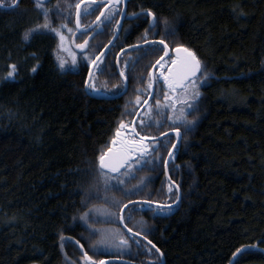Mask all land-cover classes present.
<instances>
[{"label": "trees", "instance_id": "1", "mask_svg": "<svg viewBox=\"0 0 264 264\" xmlns=\"http://www.w3.org/2000/svg\"><path fill=\"white\" fill-rule=\"evenodd\" d=\"M76 3L50 0L37 8L35 0H22L16 9H0V264H85L84 253L96 264L105 259L162 264L155 249L154 256L146 254L150 247L143 241L142 248L118 246L126 232L118 216L123 204L132 203L124 191L141 180L147 187L133 202L176 203L174 185L182 194L177 207L161 214L135 205L124 215L132 217L128 227L149 234L146 239L160 249L165 264H233L238 249L245 250L239 264H264V0H129L128 14L138 17L125 23L93 73L89 91L99 97L86 91L92 64L85 54L74 69L58 52L55 33L40 28L23 38L44 23L48 10L51 27L62 31L66 24L72 29L68 37L87 40L86 55L98 56L117 32L119 11L96 35L76 39ZM100 11L83 14L82 26L91 25ZM149 11L155 29L144 14ZM145 35L149 41L163 39L172 51H194L207 79L201 77L199 98L185 123L172 125L161 81L136 124L155 138L179 128L182 140L169 163L174 185L164 161L176 140L167 137L150 157L155 163L118 186L124 191L106 189L96 175L98 157L113 146L119 124L133 125L150 97L152 70L163 55L152 49L162 46L124 53L120 68L128 92L119 99L102 97L124 91L117 57L145 44ZM163 63L170 66L169 59ZM11 65L16 71L9 77ZM141 119L151 127L141 129ZM85 212L90 225L80 219Z\"/></svg>", "mask_w": 264, "mask_h": 264}, {"label": "snow or ice", "instance_id": "2", "mask_svg": "<svg viewBox=\"0 0 264 264\" xmlns=\"http://www.w3.org/2000/svg\"><path fill=\"white\" fill-rule=\"evenodd\" d=\"M21 0H11V3H6V0H0V9L3 8H15L18 7ZM94 2V0H93ZM120 0H115V4H119ZM35 7L42 8L43 7V0H35ZM80 3L75 4L76 8V28L80 29ZM101 7H106L103 3V0L101 4H99L97 7H86L84 9V15H94L96 11H98ZM117 12L116 8L110 7L107 11V15H105L104 12H100V16L97 17V28H100L101 26H107L111 23V20L114 16V14ZM147 16L152 17L153 23L150 26V29L155 28L157 26V20L156 17L153 15L152 12H147ZM44 16V23L37 25L35 28L26 31L24 33V39L27 41L30 36L39 31L40 28H43L45 30L51 31L55 33L56 36L60 39V44L58 45V52L60 51H67V49L64 47V41L65 36L63 35L61 30H58L55 27H51L49 23V12L48 10H44L43 12ZM100 17H104L103 20L100 19ZM67 28L66 24H61L60 29ZM68 31L71 32L72 29L68 28ZM88 29L84 28V30L81 32V35H86ZM95 31V29H94ZM99 34V33H97ZM172 33H169L171 35ZM145 43H151V44H159L162 45L161 48H153L152 51L156 53L162 52L163 55L159 57V59L156 61V65L159 66L160 72L159 76H151L150 77V83L148 85L149 88L153 87V83H159L160 80L163 81V86L166 87V91L161 89L163 91V99H164V107L166 109H169L173 114L174 117H169V119L172 120V125H177L179 123H185V115L188 110H193L195 108V101L199 98L200 92H199V86L201 84V77L204 79H207L206 76H204L202 72L201 67V61L197 57L196 53L194 51H191L188 48L184 47H177L175 49L176 57L175 59H172L169 57L170 66L166 63H162L164 61L165 57H168L169 51H168V45L165 43L163 39L159 41H149L147 35L144 37ZM88 44V41L85 40L82 44H79L78 47L81 49V51H84L86 46ZM139 48V45L135 46ZM56 59L58 61V66L60 69H64L65 67V60L60 57L59 54H57ZM84 59L88 60L90 64H92L94 67L99 68V65L96 64L97 60H100L99 56H96L94 58H89L87 55L84 57ZM73 63L75 64V57H73ZM100 63H103V61H100ZM125 68H128V62H125ZM11 71L8 72V76L12 77L13 74L16 71V66L11 65ZM33 72L36 71V68L34 67L32 69ZM91 75V73H90ZM121 77L125 78V81L128 79V77L125 75V71H121L119 73ZM125 93H126V85H125ZM140 95L138 94L136 97V104H140ZM145 104H147V100L144 101ZM157 104V110L160 107V101L159 99L156 100ZM179 106V107H178ZM151 109H149L150 111ZM135 113H128V115H134ZM157 114L158 111H157ZM140 127L143 129L144 127H151V124L145 125L144 121L141 119L140 121ZM176 135L177 137H180V131L179 128H176ZM116 139L113 140V145H119V147H111L108 149L106 153L100 154L98 157L97 162V171L96 175L97 177L102 180L103 184L105 185V188L107 189L109 186L116 187L118 190L124 191L123 187L118 186H124L128 181L135 178V172L143 171L145 167L148 164H154L155 160L150 159V157H155L156 153L160 150L156 145L161 144L162 142L156 140L155 137H149L147 134H145L142 130H137L135 126L132 124H125L120 123L119 127L115 133ZM151 141V143H150ZM173 149H176V145H171ZM178 151V149H176ZM168 156L172 158V152H168ZM165 165L167 164V161H164ZM112 181H115V184H111ZM147 187V182L141 180L140 184L136 186L134 190L131 191H124V194L128 197L130 202L132 201V196L139 195L143 192L144 188ZM178 190V189H177ZM171 192V188L169 189ZM176 200L179 201V196L176 197ZM136 204H139L141 207L144 205L149 206V211L156 212L157 214H161V210L164 207L171 208V205H160L157 204L155 208L151 207L149 200L144 201H136L134 202ZM117 207H120L117 205ZM128 208V204H123L121 211L123 209ZM108 214V213H105ZM90 213L85 212L80 219L84 221L85 224L90 225V221L88 219ZM110 215V214H109ZM131 215H128L127 218L123 215L118 216V222L120 224H123L126 232L123 237H120L118 240V246H123L125 248L130 247V245H135L137 248H142L144 245L142 244V241L146 239L148 233L143 232L142 230H133L132 227H128V224L131 222ZM130 233V235H128ZM126 237V238H125ZM139 237V239H137ZM147 244L151 247L146 249V254L149 256H154V253H152V249H155V253H159L160 256H163V253L160 252V249L152 243L151 240L147 241ZM83 247V246H81ZM245 252L244 249H238L237 253H234L233 258V264H239L238 254H243ZM155 259H159V257H155ZM83 260L85 264H96V261H94L90 256H88L87 253L83 254ZM99 264H105L104 261H100Z\"/></svg>", "mask_w": 264, "mask_h": 264}, {"label": "water", "instance_id": "3", "mask_svg": "<svg viewBox=\"0 0 264 264\" xmlns=\"http://www.w3.org/2000/svg\"><path fill=\"white\" fill-rule=\"evenodd\" d=\"M90 2H92V3H97V4H101V2L98 3V2H96L95 0H94V2H93V0H84V2L81 4L80 12H81L82 7L84 6V4H86V3H90ZM103 3H104V5L106 4L105 9L103 10V12L106 14V12L108 11V9H109L110 7H112V6L115 4V0H107V1H103ZM127 4H128V3H127V0H124V10H123V13H122V15H121V19H120L119 27H118V29H117V33L115 34V36H114L113 40L110 42V44L106 47V49L104 50V52L99 56V57H100V60H101V58L104 56V54L109 50V48H111V47L115 44V42L117 41V39L119 38V36H120V34H121V32H122V29H123V26H124V21H125V19H126V9H127ZM15 8H16V7H15ZM15 8H3V9H4V10H11V9H15ZM149 17H151V16H149ZM100 19L102 20L103 17H100ZM134 19H135V17H128V18H127V20H129V21L134 20ZM151 19H152V17H151ZM152 23H153V21H152ZM97 24H98V21L96 20L95 23H94L90 28H88L87 33L93 31L94 29H96V28H97ZM78 30H79L80 32L83 31L81 28L78 29ZM150 44H151V43H145V44H143V45H139V48H143V47H145V46H147V45H150ZM157 45H159V44H157ZM161 46H162V45H161ZM133 49H138V48L134 46V47H132V48H129V49L123 50V51L118 55V58H117V66H118V72H119V73L121 72V70H120V66H119V65H120V59H121L122 55H123L127 50H133ZM168 51H169V55H168V57H165L164 61L167 60L171 55L174 57V59H175V57H176V52H175V50L172 51V50L168 47ZM100 60H97V61H96V64H98ZM164 61H162V62H164ZM158 67H159L158 65H155V67L153 68V71H152V76H156V70H157ZM95 68H96V67H94V66L92 65L91 70H90L91 75H90V73H89L88 81H87V84H86V91H87V93H88L89 95H91V96H96V95L92 94V93L89 91L90 81H91V78H92V75H93V72H94ZM121 78H122V80L124 81V91H123L122 93H120L119 95L115 96V97H102V98H108V99H119V98H122L124 95H126V93L128 92V89H129V85H128V82L125 81V78H124V77H121ZM155 84H156V83H153V87H152L151 95H150V97H149L148 100H147V104H144V106L141 108V110L138 112L137 116H136L135 119H134L133 126H135V127H136V124H137V122H138L140 116L142 115L143 111L145 110V108H146L147 105L151 102V100H152V98H153V95H154V92H155ZM125 85H126V93H125ZM96 97H99V96H96ZM100 97H101V96H100ZM167 137H175V140H176V141H175L174 145H176V149H177V147L179 146V144H180V142H181V140H182V133L180 132V137H177V135H176V131H170V132H168V133L162 135L161 137L156 138V140L160 141V140L165 139V138H167ZM150 142H151V141H150ZM112 147H117V148H118L119 145H118V144H117V145H113ZM176 149H173V148L171 149L170 152H172V157H173V154L175 153ZM171 159H172V158H170V157L168 156V158H167V164L165 165V171H166V175H167L168 180L170 181L171 185H174V184L172 183V180L170 179V176H169V163H170ZM174 187H175L176 189H178L177 191H178L179 201H176L175 204L171 205V208H175V207H177V206L180 204L181 199H182V194H181L179 188H178L176 185H174ZM150 204H151V206H154V207H156V205H157V204H154V203H150ZM135 205H139V204H136V203H134V202L129 203V204H128V208L123 209V211H121V215L124 216V215H125V212H126L130 207L135 206ZM164 208H168V207H164ZM122 226L124 227L123 224H122ZM124 228H125V227H124ZM161 259H162V264H165V260H164V257H163V256L161 257ZM103 261L105 262V264H133V263H131V262L124 261V260H119V259H105V260H103Z\"/></svg>", "mask_w": 264, "mask_h": 264}, {"label": "flooded vegetation", "instance_id": "4", "mask_svg": "<svg viewBox=\"0 0 264 264\" xmlns=\"http://www.w3.org/2000/svg\"><path fill=\"white\" fill-rule=\"evenodd\" d=\"M22 1V0H21ZM79 1V3H80V5L84 2V0H78ZM96 2H98V3H100V2H102V0H95ZM103 1H107V0H103ZM46 2H50V0H43V4H45ZM129 2V0H127V3ZM21 3V2H20ZM19 3V4H20ZM99 4H97V3H92V2H90V3H86V4H84V6L82 7V10H81V17H80V24H81V29L82 30H84V28H90L94 23H95V21L97 20V18L92 22V24L91 25H89V26H82V17H83V13H84V9L86 8V7H88V6H90V7H92V8H95V7H97ZM19 6V5H18ZM105 6H106V4H105ZM115 8H116V10H118L119 11V21H118V27H119V23H120V19H121V15H122V13H123V10H124V0H120V3L119 4H114L113 5ZM112 6V7H113ZM17 8V7H16ZM15 8V9H16ZM105 9V7H101V11L100 12H103V10ZM4 10V9H3ZM77 11V10H76ZM128 4H127V9H126V19H125V21H124V25H125V23L127 22V21H129V20H127V18L128 17H135V19L134 20H136L137 19V15H134V16H131V15H129L128 14ZM145 15H146V13H144ZM105 15H107V12H106V14ZM75 16H76V13H75ZM98 16H100V14L98 15ZM97 16V17H98ZM147 16V15H146ZM147 17H149V16H147ZM103 19H104V17H103ZM102 19V20H103ZM149 19L151 20V24H152V19H151V17H149ZM134 20H131V21H134ZM151 26V25H150ZM75 27H76V17H75ZM123 28H124V26H123ZM97 29L98 28H96L95 29V31L93 30V31H91V32H89V33H87L86 35H89V37L90 36H93V35H96V31H97ZM100 29V28H99ZM152 29H155V28H152ZM75 36H76V39H78L79 38V35H81V32L76 28V30H75ZM117 33V32H116ZM73 37V39H74V36H72ZM120 37V36H119ZM118 40V39H117ZM150 45H157V44H150ZM147 46H149V45H147ZM146 47V46H145ZM130 48H132V47H130ZM144 48V47H143ZM106 49V48H105ZM104 49V50H105ZM111 48H109V50H110ZM127 49H129V48H127ZM86 50H87V48H86ZM85 50V51H86ZM104 50L101 52V53H99L98 54V56H100L103 52H104ZM109 50L104 54V56L101 58V60L100 61H102L103 59H104V57H106L107 56V54H108V52H109ZM126 50V49H125ZM85 51L83 52V51H81V52H83L84 54H85ZM127 51H129V50H127ZM126 51V52H127ZM80 52V51H79ZM80 52V53H81ZM125 52V53H126ZM121 53V52H120ZM119 53V54H120ZM124 55V54H123ZM122 55V56H123ZM79 57V56H78ZM170 57H173L172 55L170 56ZM118 58V57H117ZM122 58V57H121ZM174 58V57H173ZM169 59V58H168ZM121 60V59H120ZM100 61H99V63H98V65L100 64ZM166 61V60H165ZM164 61V62H165ZM163 63V62H162ZM120 66V65H119ZM91 67H92V65H91ZM155 67V66H154ZM153 67V68H154ZM159 68V67H158ZM158 68H157V70H158ZM97 69V67L95 68V70ZM117 69H118V66H117ZM121 69V68H120ZM95 70H94V72H95ZM157 70H156V76L158 77L159 76V74L157 73ZM153 71V70H152ZM93 72V73H94ZM119 73V72H118ZM93 76V75H92ZM151 76H152V74H151ZM121 77V76H120ZM92 79V78H91ZM122 79V78H121ZM123 81V80H122ZM127 81V80H126ZM91 82V81H90ZM124 82V81H123ZM159 82H161V80L159 81ZM155 89H156V84H155ZM117 96V95H116ZM111 97H115V96H111ZM166 172V171H165ZM155 204V203H154ZM173 204H175V203H172V204H169V205H173ZM145 206H148V205H145ZM167 206V205H166ZM149 207V206H148ZM152 208H155L154 206H151ZM163 209H169V208H163ZM170 209H173V208H170ZM130 234V233H129ZM138 239H139V237H137ZM147 239H144L143 240V242L144 243H146V245L147 246H149V247H151L150 245H148L147 244Z\"/></svg>", "mask_w": 264, "mask_h": 264}, {"label": "rangeland", "instance_id": "5", "mask_svg": "<svg viewBox=\"0 0 264 264\" xmlns=\"http://www.w3.org/2000/svg\"><path fill=\"white\" fill-rule=\"evenodd\" d=\"M99 30V28L97 29V31ZM96 31V32H97ZM62 33H63V35L65 36V41H64V47L67 49V51H62L65 55H66V57H67V63H68V61L70 62V65L74 68V69H76V65H77V63H78V59H79V57L78 56H80L81 54L82 55H84V51L86 50V48H85V50L83 51V52H81V49L78 47V45L79 44H82L83 42H74V39H73V37L72 38H69L68 36H69V31H68V29L67 28H64V29H62ZM81 53H80V52ZM87 51V50H86ZM85 51V52H86ZM86 56V53H85V55H84V57ZM73 57H75V64L73 63ZM65 64H66V62H65ZM162 81V80H161ZM93 91L94 92H98V89L97 88H94L93 89ZM179 107V106H178ZM175 138V137H174ZM121 214V213H120Z\"/></svg>", "mask_w": 264, "mask_h": 264}, {"label": "bare ground", "instance_id": "6", "mask_svg": "<svg viewBox=\"0 0 264 264\" xmlns=\"http://www.w3.org/2000/svg\"><path fill=\"white\" fill-rule=\"evenodd\" d=\"M123 30V29H122ZM119 39V38H118ZM121 70V69H120ZM122 71V70H121Z\"/></svg>", "mask_w": 264, "mask_h": 264}]
</instances>
